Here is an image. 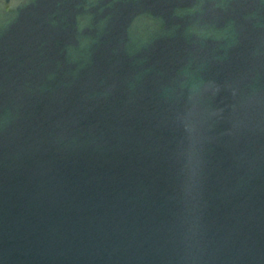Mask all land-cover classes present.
Listing matches in <instances>:
<instances>
[{"label": "water", "instance_id": "obj_1", "mask_svg": "<svg viewBox=\"0 0 264 264\" xmlns=\"http://www.w3.org/2000/svg\"><path fill=\"white\" fill-rule=\"evenodd\" d=\"M0 264H264V0H0Z\"/></svg>", "mask_w": 264, "mask_h": 264}]
</instances>
